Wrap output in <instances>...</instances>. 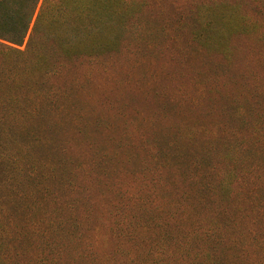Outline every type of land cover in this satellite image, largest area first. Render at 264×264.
Instances as JSON below:
<instances>
[{"label":"rangeland","instance_id":"obj_1","mask_svg":"<svg viewBox=\"0 0 264 264\" xmlns=\"http://www.w3.org/2000/svg\"><path fill=\"white\" fill-rule=\"evenodd\" d=\"M118 9L95 59L8 58L0 264H264V0Z\"/></svg>","mask_w":264,"mask_h":264},{"label":"trees","instance_id":"obj_2","mask_svg":"<svg viewBox=\"0 0 264 264\" xmlns=\"http://www.w3.org/2000/svg\"><path fill=\"white\" fill-rule=\"evenodd\" d=\"M120 0H0V80L3 76L14 78L20 75L22 62L8 60L16 54H33L29 69L36 66L41 59L48 60L49 72L55 73L60 69L59 60L55 53L69 54L77 45L73 46L71 38L88 39L83 49L94 54V59L101 52L103 43L101 34L112 23V19L121 16L119 11ZM61 19L65 28L61 32L63 42L56 45L49 43L50 35L54 32L43 31L40 26ZM69 19L82 20L78 27H72ZM50 22V23H49ZM32 23L34 26L31 28ZM29 35L24 50L14 47L23 45ZM70 38V41L67 40ZM92 58V57H91ZM24 68V66H23ZM51 72V73H52ZM44 105H37L40 111Z\"/></svg>","mask_w":264,"mask_h":264}]
</instances>
